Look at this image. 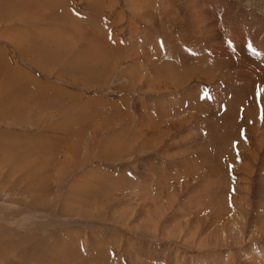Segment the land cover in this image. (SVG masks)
Instances as JSON below:
<instances>
[{"label":"rangeland","instance_id":"374dc122","mask_svg":"<svg viewBox=\"0 0 264 264\" xmlns=\"http://www.w3.org/2000/svg\"><path fill=\"white\" fill-rule=\"evenodd\" d=\"M0 264H264V0H0Z\"/></svg>","mask_w":264,"mask_h":264},{"label":"crops","instance_id":"0c3cea01","mask_svg":"<svg viewBox=\"0 0 264 264\" xmlns=\"http://www.w3.org/2000/svg\"><path fill=\"white\" fill-rule=\"evenodd\" d=\"M45 25V24H44ZM49 26V27H48ZM46 27L48 28V30H46ZM52 29H51V28ZM39 29L46 35V34H48V33H51V35H49V36H47V38L48 37H50V36H52L54 33V31H56L57 30V27L55 28V27H52L50 24H46V26L44 27V30H42V27L40 26L39 27ZM55 37V36H54ZM54 37L53 38H51V39H48L47 41H48V43H50L51 41H56V40H54ZM65 42V40L64 41H62V43H64ZM50 44H52V43H50ZM46 45H47V43H46ZM99 52H95V50L92 48V47H89V45H86V46H84V50L81 52V53H78L77 55H78V58L80 57V55L81 56H83L82 58L83 59H88V61H91L93 58H98V57H95L94 55H103V52L107 55L108 53L106 52V50H103V49H99L98 50ZM181 51H183V50H181ZM85 52V53H84ZM85 54V55H82V54ZM183 60H184V58H182ZM204 59V57H201V58H198L197 59V61H202ZM101 60V58H99V61ZM75 61H78V59H76V58H74V62ZM136 65L137 64H135V67H136ZM77 66V65H76ZM139 67V69H140V71H141V67H140V65L138 66ZM77 70H78V68H77ZM64 72V71H63ZM65 73V72H64ZM102 74L101 75H105L103 72H101ZM107 73V72H106ZM70 75V74H69ZM58 77H59V75H57ZM71 76L72 75H70L69 77H70V79H72L71 78ZM78 77V76H77ZM131 78V80H133V77H130ZM45 81V80H44ZM44 81H40V82H44ZM40 82L39 83H37V84H35V85H33V86H35L36 87V89H38L39 91H43V92H47V93H50V94H54V95H56V96H59V97H61V98H66L65 97V95H69L70 97H69V99L70 100H72V101H78V100H81V101H93L94 100V95H93V93H89V90H93L94 89V84H91V85H89V84H87V83H71V84H64L63 83V85H61L60 83H58V82H52V81H50L49 79L48 80H46L45 82H44V84H40ZM67 85H77L78 87H79V89H73V88H71L70 86H67ZM87 85H89V86H87ZM8 86H3L2 87V90L7 94V96H9V94L11 95V94H13L12 96H16V95H18V96H20L21 98H22V96L19 94V91H17V90H13V92H10L9 91V88L11 87V86H9L8 88H7ZM87 87H90V88H87ZM87 89H89V90H87ZM68 93H70V94H68ZM96 97H100V98H102V100H103V97L102 96H96ZM157 114V113H156ZM174 114V113H173ZM214 129V128H213ZM200 131V130H199ZM162 133H165V132H162ZM201 134H202V131L200 132ZM205 135H206V133H205ZM202 136V135H201ZM242 140H243V138H241ZM208 145V144H207ZM206 145V146H207ZM201 146V145H200ZM210 146V145H209ZM230 146V145H229ZM232 147L230 146V148L229 149H231ZM210 149V148H209ZM232 149H238V145H237V147L236 148H232ZM193 151H195V147H193ZM228 152V151H227ZM233 154V153H232ZM215 155L216 156H218V154H215V151H213V150H211L210 149V153H208V156H207V158H205V161H206V163L209 161V162H212L211 164H215V168H213V169H216V167L218 166V165H220V163L222 164V166H224V167H222V168H224L223 170L225 171V167H227V171H228V179H229V184L227 185V186H229L228 187V192H231V193H233V190H234V186H235V184H236V182H235V179H236V177H235V175H234V173L232 172V169L234 168V165H233V163H232V161L231 160H228V159H226V160H223L222 158H226V156H229V155H231L230 154V151L226 154V156H222L219 160H222L221 162H217L215 159H214V157H215ZM235 155V154H234ZM196 157V156H195ZM193 158V160H191V159H189V161H187L186 162V166H183V165H179V168H178V165H176V164H173L172 162H174V161H169V160H167V163H166V168H168V171H169V177H168V179H165V181L166 182H168V183H171V184H174V183H179V182H185L188 178H187V175H189L190 174V172H189V169H188V167H190L191 166V164L192 163H194V164H192L194 167H196V169H197V173L198 174H200L201 175V172L203 173V171H205V164L201 161L202 159H197V158ZM197 157H198V155H197ZM234 159H235V163L236 162H239V161H241V159L239 160V158H238V156H235L234 157ZM165 160V159H164ZM192 161V162H191ZM197 164H200L199 166H197ZM236 164H239V163H236ZM170 165H171V167H170ZM183 166V167H182ZM181 167V168H180ZM169 168H171L170 170H169ZM182 168H186V170H183ZM162 171H164L165 173H166V169H164L163 168V170ZM158 171L156 170V172H153V174H152V176H154V174H156L155 175V177L154 178H152L153 180H155V182L153 181V183H158L159 181H163V179L161 178V175H163V174H160V173H157ZM204 174V173H203ZM224 174H222V176H223ZM215 176H217V172L216 173H214L213 174V176L212 177H215ZM223 179L225 178V177H222ZM180 179H183V180H180ZM210 179L209 178H207V181H209ZM150 181H152V180H150ZM211 182V181H210ZM227 183V182H226ZM227 190V189H226ZM225 191V190H224ZM232 205V204H231ZM229 208H230V206H229ZM164 259V260H163ZM163 261L165 262L166 260H165V258L163 257Z\"/></svg>","mask_w":264,"mask_h":264},{"label":"snow or ice","instance_id":"6c2138e0","mask_svg":"<svg viewBox=\"0 0 264 264\" xmlns=\"http://www.w3.org/2000/svg\"><path fill=\"white\" fill-rule=\"evenodd\" d=\"M249 48H251V44H249Z\"/></svg>","mask_w":264,"mask_h":264},{"label":"bare ground","instance_id":"6f19581e","mask_svg":"<svg viewBox=\"0 0 264 264\" xmlns=\"http://www.w3.org/2000/svg\"><path fill=\"white\" fill-rule=\"evenodd\" d=\"M78 117V116H77ZM259 249V248H258Z\"/></svg>","mask_w":264,"mask_h":264}]
</instances>
